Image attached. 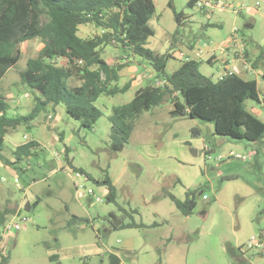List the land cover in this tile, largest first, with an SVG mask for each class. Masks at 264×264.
Listing matches in <instances>:
<instances>
[{
    "label": "rangeland",
    "instance_id": "obj_1",
    "mask_svg": "<svg viewBox=\"0 0 264 264\" xmlns=\"http://www.w3.org/2000/svg\"><path fill=\"white\" fill-rule=\"evenodd\" d=\"M222 1L226 10L214 8L207 15L188 0H154L156 12L149 21L154 35L147 46L174 54L167 73L180 67V51L193 55L189 45L206 43L200 71L216 80L223 49L235 46L234 29L249 59L264 55V0ZM176 13L184 14L183 24ZM43 45L38 37L22 43L20 60L0 81L9 116L29 114L36 105L37 92L23 82L22 72ZM211 53L220 58L215 64L208 62ZM102 56L117 60L122 53L108 45ZM128 71L133 77L118 81L123 86L133 78L127 92L96 100L103 116L94 128L82 126L61 103L6 134L0 150V210H12L5 223L12 228L4 231L0 245L9 255L7 264H111V252L125 264H171L172 252L177 264H264V247L248 246L255 239L264 243V138L253 143L217 135L213 123L173 116V105L163 102L140 113L124 149L114 151L112 108L155 84V69L146 60L136 57ZM263 71L264 59L255 72L244 74L257 80L260 92V101L248 99L246 108L262 121ZM32 138L40 143L35 153L15 161V144ZM107 174L116 186V202L108 201L107 187L97 183ZM188 191L196 192L197 206L185 216L170 195L184 200ZM120 208L136 210L125 220L144 226L113 229L110 213L122 216ZM73 216L79 219L72 221Z\"/></svg>",
    "mask_w": 264,
    "mask_h": 264
},
{
    "label": "trees",
    "instance_id": "obj_2",
    "mask_svg": "<svg viewBox=\"0 0 264 264\" xmlns=\"http://www.w3.org/2000/svg\"><path fill=\"white\" fill-rule=\"evenodd\" d=\"M188 5L193 7L192 3ZM155 12L154 0H0V81L20 60L22 43L37 37L44 43L39 55L29 58L22 72L23 82L37 92L32 111L9 116L10 105L0 96V150L6 134L22 123H29L42 111H55L61 103L82 126L94 128L103 116L102 110L95 105L96 100L103 94L114 96L130 89L133 79L123 86L118 85V81L120 71L132 65L136 57L151 63L155 69V84L138 89L129 103L112 108L110 147L114 151H122L130 140L134 119L163 102L173 105V116L213 123L217 135L253 143L261 141L264 121L250 113L245 105L248 99L260 101L257 80L246 79L236 72L214 80L200 71L202 59H181L180 67L167 73V62L175 58L174 54H160L147 46L154 35L149 21ZM202 13L208 15L205 11ZM43 16L48 19L44 21ZM175 17L179 25L183 24V13H176ZM88 24L98 32L88 38L80 36V26ZM177 35L179 30L175 37ZM108 45L116 46L122 57L117 60L104 58L102 50ZM172 45L175 47L176 43ZM189 48L193 51L197 47L192 44ZM246 57L251 61L248 50ZM263 59L264 55L251 61L254 70ZM208 62L213 64L211 59ZM157 79L165 83L157 85ZM39 145L32 139L17 146L15 161L32 156ZM97 183L107 187V200L116 202L112 178L107 174ZM195 193L188 191L184 200L174 195L170 198L182 214L189 216L197 206ZM120 210L125 214L110 213L113 229L144 226L134 219L125 220L128 216L134 218L136 210ZM10 211L0 210V241ZM78 219L73 216L72 221ZM109 260L111 264H125L114 252L109 254ZM8 262L9 255L4 254L0 245V264Z\"/></svg>",
    "mask_w": 264,
    "mask_h": 264
},
{
    "label": "built area",
    "instance_id": "obj_3",
    "mask_svg": "<svg viewBox=\"0 0 264 264\" xmlns=\"http://www.w3.org/2000/svg\"><path fill=\"white\" fill-rule=\"evenodd\" d=\"M189 3H192L193 7L194 8H197L198 10H200L201 12L202 11H205L208 13V15L210 13H213V9L214 8H220L222 10H226L227 9V6L225 3H223L222 0H188ZM236 9V12L238 11L237 8ZM237 30L234 29L233 30V35H232V38H231V42H234L235 43V46L231 49L234 53V60H240L243 62V66H244V70L247 71V72H255V70L253 69L252 67V63L251 61H249L246 57V52H247V49H245L241 44L240 42L238 41V38H237ZM230 46H226V49L224 50L223 49V52H226L227 50H230L229 48ZM209 48V45H207L206 43H204L201 47H197L195 48L193 51V55H189L183 51H180V56L182 57V59L184 60H191V59H199L201 60L203 58V54L205 52L206 49ZM221 64L219 65V67L223 70V73L221 75H219V77H217V79H222L223 77H225L226 75H229V74H232L234 73L235 71L228 68L227 67V64L225 61L221 60L220 62ZM165 83V81L163 80H158L157 79V85H163ZM51 118V116H50ZM206 150H210L209 147H206L205 148ZM239 157V156H237ZM209 158H211V156H209ZM222 159V156H220L218 158V160H221ZM16 182H19V178L16 177L15 178ZM107 192H108V189H107ZM101 201V199H100ZM12 226H6L4 225V227L2 228V234L4 233V231L6 229H11ZM15 228L16 229H19L20 228V225L19 224H15ZM250 248L252 247H264V243L263 241H261L260 239H255L254 241H251L248 245Z\"/></svg>",
    "mask_w": 264,
    "mask_h": 264
},
{
    "label": "crops",
    "instance_id": "obj_4",
    "mask_svg": "<svg viewBox=\"0 0 264 264\" xmlns=\"http://www.w3.org/2000/svg\"><path fill=\"white\" fill-rule=\"evenodd\" d=\"M82 26H84V27H81L80 26V31H79V34H80V36H82V37H85V38H88V37H91L93 34H95V33H97L98 31H96L94 28H93V26L92 25H90V24H88V25H82ZM228 52L226 53V52H223L224 53V58L222 59L223 61H225L226 62V64H227V67L228 68H230V69H232V70H234L237 74H239V75H241V76H243L244 77V74L245 73H247V71H245L244 70V66H243V62L242 63H238V61H240V60H234L233 59V57H232V54H233V52L231 51V50H227ZM226 56V57H225ZM209 59H211L212 60V62H213V64H215V63H217L219 60H220V58L219 57H217V55H216V53H211L210 55H209ZM208 59V60H209ZM112 60H114V59H112ZM251 60V59H250ZM252 61V60H251ZM131 66V65H130ZM129 67V66H128ZM126 68L127 67H125L124 69H122L121 71H120V76H121V78H122V76H124V75H132V77H133V74L131 73V72H126ZM223 73V70L219 67V74L221 75ZM131 77V79H133ZM120 78V79H121ZM80 82H77L76 84H79ZM6 138V137H5ZM32 139H34V140H36L35 138H32ZM27 142V140L26 141H24V142H22V143H16L15 144V146L17 147V146H19V145H21V144H24V143H26ZM39 142V141H38ZM206 148V147H205ZM10 170V172H11V174L13 175V176H15V178L18 176L17 174V171L15 170V169H13V168H10L9 169ZM115 253V252H114ZM116 254H117V252H116ZM119 255V254H118ZM175 253H171L170 254V256H169V261H170V263L171 264H177V260H176V258H175ZM120 256V255H119ZM121 257V256H120Z\"/></svg>",
    "mask_w": 264,
    "mask_h": 264
},
{
    "label": "water",
    "instance_id": "obj_5",
    "mask_svg": "<svg viewBox=\"0 0 264 264\" xmlns=\"http://www.w3.org/2000/svg\"><path fill=\"white\" fill-rule=\"evenodd\" d=\"M249 26H251V25H249ZM197 153V152H196Z\"/></svg>",
    "mask_w": 264,
    "mask_h": 264
}]
</instances>
